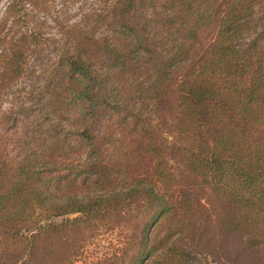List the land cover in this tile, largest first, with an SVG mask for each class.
Returning <instances> with one entry per match:
<instances>
[{"label": "trees", "instance_id": "obj_1", "mask_svg": "<svg viewBox=\"0 0 264 264\" xmlns=\"http://www.w3.org/2000/svg\"><path fill=\"white\" fill-rule=\"evenodd\" d=\"M59 31L19 155L0 140V264L70 263L72 222L123 233L91 264H264V0H104ZM48 41H9L0 91Z\"/></svg>", "mask_w": 264, "mask_h": 264}, {"label": "rangeland", "instance_id": "obj_2", "mask_svg": "<svg viewBox=\"0 0 264 264\" xmlns=\"http://www.w3.org/2000/svg\"><path fill=\"white\" fill-rule=\"evenodd\" d=\"M103 2L104 0H0V51L9 46V41L36 28H39L40 36L49 38L36 54L25 51V73L0 91V140L7 145L10 156L19 155L22 148L23 132L28 125L26 109L30 108V111L37 106L39 88L55 59L56 50L53 47L62 40L60 24L86 29ZM100 32L105 34L107 30ZM116 132V138H121V131ZM78 215L72 213L58 217L55 222ZM80 223L72 222L69 226L68 246H79V254L68 264H91L120 247L123 241L120 227L93 230L89 224ZM194 264L214 263L210 260H197Z\"/></svg>", "mask_w": 264, "mask_h": 264}]
</instances>
